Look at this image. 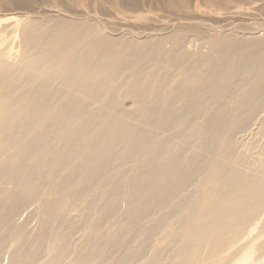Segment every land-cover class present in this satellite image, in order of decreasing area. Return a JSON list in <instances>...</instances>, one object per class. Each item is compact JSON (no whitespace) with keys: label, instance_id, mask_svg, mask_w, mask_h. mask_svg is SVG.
<instances>
[{"label":"bare ground","instance_id":"6f19581e","mask_svg":"<svg viewBox=\"0 0 264 264\" xmlns=\"http://www.w3.org/2000/svg\"><path fill=\"white\" fill-rule=\"evenodd\" d=\"M0 264H264V0H0Z\"/></svg>","mask_w":264,"mask_h":264},{"label":"rangeland","instance_id":"374dc122","mask_svg":"<svg viewBox=\"0 0 264 264\" xmlns=\"http://www.w3.org/2000/svg\"><path fill=\"white\" fill-rule=\"evenodd\" d=\"M226 16H228V15L225 14V18H226ZM232 21H235L236 22L237 21V18H233ZM17 60H18V58L15 59V61H17Z\"/></svg>","mask_w":264,"mask_h":264}]
</instances>
